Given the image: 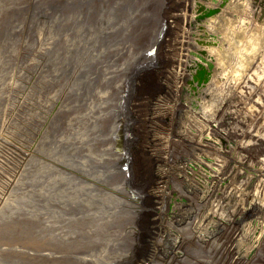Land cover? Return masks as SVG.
I'll list each match as a JSON object with an SVG mask.
<instances>
[{"label": "rangeland", "instance_id": "rangeland-1", "mask_svg": "<svg viewBox=\"0 0 264 264\" xmlns=\"http://www.w3.org/2000/svg\"><path fill=\"white\" fill-rule=\"evenodd\" d=\"M0 264H264V0H0Z\"/></svg>", "mask_w": 264, "mask_h": 264}, {"label": "bare ground", "instance_id": "bare-ground-1", "mask_svg": "<svg viewBox=\"0 0 264 264\" xmlns=\"http://www.w3.org/2000/svg\"><path fill=\"white\" fill-rule=\"evenodd\" d=\"M232 12V11H231Z\"/></svg>", "mask_w": 264, "mask_h": 264}]
</instances>
